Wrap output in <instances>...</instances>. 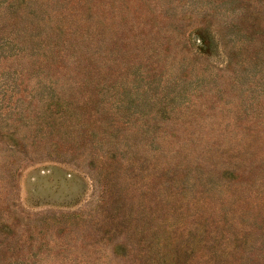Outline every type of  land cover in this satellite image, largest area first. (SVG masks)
<instances>
[{
	"label": "rangeland",
	"instance_id": "1",
	"mask_svg": "<svg viewBox=\"0 0 264 264\" xmlns=\"http://www.w3.org/2000/svg\"><path fill=\"white\" fill-rule=\"evenodd\" d=\"M0 264H264V0H0Z\"/></svg>",
	"mask_w": 264,
	"mask_h": 264
}]
</instances>
